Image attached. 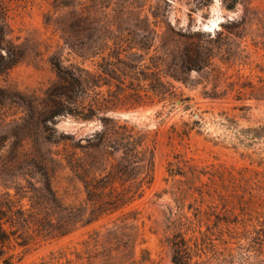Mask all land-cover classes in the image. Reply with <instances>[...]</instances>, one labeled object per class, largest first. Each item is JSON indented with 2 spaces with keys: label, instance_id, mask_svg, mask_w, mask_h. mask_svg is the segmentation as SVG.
I'll use <instances>...</instances> for the list:
<instances>
[{
  "label": "rangeland",
  "instance_id": "rangeland-1",
  "mask_svg": "<svg viewBox=\"0 0 264 264\" xmlns=\"http://www.w3.org/2000/svg\"><path fill=\"white\" fill-rule=\"evenodd\" d=\"M7 21L0 264H173L181 238L193 264H264V0H13Z\"/></svg>",
  "mask_w": 264,
  "mask_h": 264
},
{
  "label": "trees",
  "instance_id": "trees-1",
  "mask_svg": "<svg viewBox=\"0 0 264 264\" xmlns=\"http://www.w3.org/2000/svg\"><path fill=\"white\" fill-rule=\"evenodd\" d=\"M10 1L13 0H0V75L6 73L24 58V54L19 45L15 44L9 37L7 18ZM67 92L68 91L63 94L69 96ZM56 113H60V111H56L55 114ZM7 240L8 235L5 229V222L3 221V213L0 206V248ZM173 246V264H193L189 247L183 238L176 239L173 242Z\"/></svg>",
  "mask_w": 264,
  "mask_h": 264
},
{
  "label": "bare ground",
  "instance_id": "bare-ground-1",
  "mask_svg": "<svg viewBox=\"0 0 264 264\" xmlns=\"http://www.w3.org/2000/svg\"><path fill=\"white\" fill-rule=\"evenodd\" d=\"M217 24L218 23L214 21L211 24L205 25V27H206V29H214L216 26H218Z\"/></svg>",
  "mask_w": 264,
  "mask_h": 264
}]
</instances>
